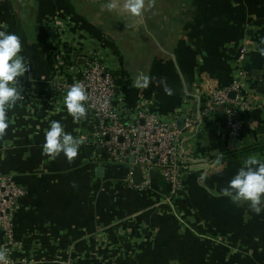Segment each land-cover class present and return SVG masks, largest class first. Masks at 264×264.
Wrapping results in <instances>:
<instances>
[{"label":"crops","instance_id":"crops-1","mask_svg":"<svg viewBox=\"0 0 264 264\" xmlns=\"http://www.w3.org/2000/svg\"><path fill=\"white\" fill-rule=\"evenodd\" d=\"M111 2L0 0V31L19 37L20 54L29 65L20 97L7 112L8 127L0 134V174L11 176L24 192L14 217L15 260L264 264V204L257 214L248 202L233 203L222 192L248 157L264 161L263 111L256 109L244 118L237 140L218 133L212 138L209 131L202 141L184 140L188 192L182 203L186 208L180 209H187L188 228L163 202V192L170 188L161 180L138 192L122 186L127 167L98 161L102 155L96 151L88 153L79 145L71 161L63 152H43L53 120L74 139L88 134L82 119L74 120L69 113L55 116L41 104L31 114L24 101L29 90L42 102L53 95L49 79L54 62L44 31L52 14L75 18L88 36L122 62L125 77L117 96H124L128 106L152 103L159 115L175 117L177 123L185 116L197 117L204 83L219 88L231 84L240 67L237 50L243 39L262 30L264 35V0H145L139 16L126 13L123 0L109 8ZM243 66L257 79L264 73V55L250 54ZM141 75L151 78L147 87L140 86ZM221 116L220 110L214 117ZM246 149L255 151L244 153Z\"/></svg>","mask_w":264,"mask_h":264},{"label":"built area","instance_id":"built-area-1","mask_svg":"<svg viewBox=\"0 0 264 264\" xmlns=\"http://www.w3.org/2000/svg\"><path fill=\"white\" fill-rule=\"evenodd\" d=\"M44 31L54 62L49 79L53 95L50 99L42 97L45 100L42 102L29 90L24 101L30 113H36L41 104L46 105V112L52 111L55 116L68 114L64 96L73 83H81L88 96L87 101L82 102L85 103L86 116L81 118L88 134L80 136V145L93 151L100 149L102 157L97 160L102 163L127 167L122 186L130 190L143 192L151 189L156 181L150 173L158 171L160 180L170 186V192H163V202L188 228L187 209H180L186 208L182 203L187 197L186 177L189 173L183 157V142L197 137L202 141L210 129L230 140H237L244 130V118L256 109L264 113V73L253 79L243 66L250 54H261L260 50L264 49L263 30L241 42L237 50L240 67L230 85L219 88L211 83L203 84L200 100L202 125L196 116L190 115L185 116L182 128L178 127L177 118L159 115L152 103L128 106L124 96H117L115 89L125 77L122 62L106 45L88 36L75 18L56 12L47 17ZM23 84L25 78L21 76L16 84L18 90ZM260 87L262 92L258 91ZM231 93L236 94L234 98L230 97ZM220 110L222 116L215 119ZM137 166L142 172L139 185L133 181ZM23 195V190L11 176L0 174V233L3 237L0 252L4 254L0 264H30L27 259L16 261L14 258V217ZM210 244L217 243L210 241Z\"/></svg>","mask_w":264,"mask_h":264},{"label":"clouds","instance_id":"clouds-1","mask_svg":"<svg viewBox=\"0 0 264 264\" xmlns=\"http://www.w3.org/2000/svg\"><path fill=\"white\" fill-rule=\"evenodd\" d=\"M118 2L119 0H112L109 8L115 7ZM144 7L145 0H123L124 11L132 16H139ZM21 47V41L15 33L0 31V134L8 127V110L20 97V91L16 86L17 78L23 76L29 67L20 54ZM260 51L264 55V49ZM138 79L142 82L140 86L147 87L151 78L141 75ZM165 91L170 93L171 90L165 85ZM87 99V93L79 82L73 83L67 90L63 103L74 120L86 116L85 103L82 102H86ZM79 145L80 141L66 132L59 121L50 122L45 133L44 153L55 155L63 152L71 161L77 156ZM222 192L230 196L233 203L248 202L249 208L259 214L262 211L261 205L264 204V161L256 156L248 157ZM3 256L4 254L0 252V259H3Z\"/></svg>","mask_w":264,"mask_h":264},{"label":"water","instance_id":"water-1","mask_svg":"<svg viewBox=\"0 0 264 264\" xmlns=\"http://www.w3.org/2000/svg\"><path fill=\"white\" fill-rule=\"evenodd\" d=\"M115 91L117 92V91H118V88H116ZM258 91L262 92V91H263V88H261V87L258 88ZM235 95H236L235 93H231V94H230V97H231V98H234ZM197 118H198L199 125H202V123H203V118L201 117V106H200V102H199V106H198ZM184 121H185L184 118H180V119H179V121H178V123H177L179 128H182V127H183V125H184ZM209 136L212 137V138H215V137H216V130H214V129H210V130H209ZM236 145H239V142H236ZM86 151H87L88 153H91V152H92V149L87 148ZM96 152H97L98 154H101V150H100V149H97ZM131 161H133V158H131ZM150 176H151L153 179H155V180H160V174H159V172L156 171V170L151 171ZM133 181H134V183H135L136 185H139V184L141 183V181H142V172H141L140 167H138V166L134 168V177H133ZM167 187L170 188L169 185H168Z\"/></svg>","mask_w":264,"mask_h":264},{"label":"trees","instance_id":"trees-1","mask_svg":"<svg viewBox=\"0 0 264 264\" xmlns=\"http://www.w3.org/2000/svg\"><path fill=\"white\" fill-rule=\"evenodd\" d=\"M47 71H48V69H47ZM250 151H255V149H253V150H248V149H246L245 151H244V153H249Z\"/></svg>","mask_w":264,"mask_h":264}]
</instances>
